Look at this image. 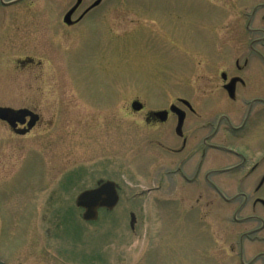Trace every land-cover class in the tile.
Listing matches in <instances>:
<instances>
[{
	"label": "rangeland",
	"instance_id": "1",
	"mask_svg": "<svg viewBox=\"0 0 264 264\" xmlns=\"http://www.w3.org/2000/svg\"><path fill=\"white\" fill-rule=\"evenodd\" d=\"M29 2L60 8L27 9L17 21L0 11V107L27 109L40 118L24 136L0 121V261L249 264L264 252V232L243 236L260 224L242 221L252 215L255 198L264 202V188L254 193L264 173V130L217 138L246 156L251 167L259 164L249 192L222 187L229 197L241 190L250 196L234 221L241 199L196 203L182 197L179 181L165 180V149L174 134L167 137L168 125L150 131L140 123L144 112L131 109L134 102L148 111L182 108L184 100L195 110L199 76L233 66L259 38L247 34L246 24L264 0H102L98 13L50 37L36 32L40 19L47 26L55 14L63 28L64 7L75 0ZM263 15L264 9L256 13L252 29H264ZM90 22L99 23L100 32ZM21 40L31 44L23 48ZM205 89L210 92V86ZM222 157L220 165L237 162ZM108 180L119 186L117 206L84 222L75 198ZM255 209L264 221L263 209Z\"/></svg>",
	"mask_w": 264,
	"mask_h": 264
},
{
	"label": "flooded vegetation",
	"instance_id": "2",
	"mask_svg": "<svg viewBox=\"0 0 264 264\" xmlns=\"http://www.w3.org/2000/svg\"><path fill=\"white\" fill-rule=\"evenodd\" d=\"M29 1L0 0V11L4 14H10L9 16L17 21L18 18L22 17L21 15H25L27 9L36 8ZM77 1L68 2L66 3V7H64L67 11L66 14L74 10L70 17L69 25L63 22L66 14L62 19L63 28L59 26L56 15L52 14L49 17L47 16L50 20V22H46V24H49L47 26L43 23L44 19H40L35 27L36 32L53 36V34H58L59 31L64 32L73 29L80 25L87 16L98 13L100 7L103 5L102 0L97 5H95V2L98 0L93 2L80 0L79 5L76 6ZM59 8L57 3L51 2L37 7L34 9V12L38 10L41 12L43 10L54 12ZM261 9H264V4L253 9L246 24V32L249 36H259V38L250 41L248 52H242L234 60L233 66L227 69L215 71L210 68L208 73H202L199 76V95L196 100L195 110L190 104V107L184 104L182 102L183 100H179L182 108L172 104L168 106V109L153 111L145 110L139 102L141 109L134 111L131 105V109L137 115L144 112L140 123H143L147 129L155 131L158 127L168 125L164 131L165 134L167 137L170 133L174 134L175 139L171 141L173 145L165 149L168 165L167 171H165V180L169 182L179 181L181 186L185 187V195L182 197L193 198L196 203L204 199L203 201L206 204L212 202L232 204L238 199H241V204L233 214L234 221H237L236 214L241 213L247 208V205L250 203V196L241 190L237 194L229 197L226 193L229 190L226 189L225 192L222 187H232L234 185L247 187V191L249 192L252 182L251 176L257 171L259 164H254L251 167L250 161L246 156L229 148L226 144H219L217 138L220 133H224L227 138H234V136H244L249 131L260 134L264 130V29H252L250 27L256 13ZM43 17L46 18L45 15ZM262 18L264 20V15ZM89 25V27L100 32L99 23L90 22ZM180 27L182 28V25ZM17 28L13 29L17 30ZM171 32L178 33L176 35L179 39L185 38L184 33L181 36L179 31L174 32L172 30ZM27 42L21 40L20 45L25 48ZM30 42L28 43L31 44ZM16 51L20 52L21 49ZM39 52L42 51L40 50ZM252 63H257L258 65L251 67ZM207 85L210 86V92H206L205 87ZM214 90L219 91V94H213L212 91ZM219 95L223 98H217ZM173 106L184 112L179 129L178 122L180 115L171 111V107ZM226 110L229 112L233 110V114L223 113ZM240 110H243V113H239ZM160 112H166L163 121L157 115ZM235 112L238 113L234 114ZM17 128L22 129L26 128V126L18 125ZM168 142H170L169 139ZM223 155H228L234 160L236 159L237 162H232L229 165H220L219 161L223 160ZM235 175L238 176L236 180L233 179ZM263 177L264 173L260 179L255 180L257 182L255 184L257 186L254 189L255 194L264 188V182H262ZM100 182L102 181L98 183ZM116 185L119 196V186L118 184ZM169 196L172 195L169 194ZM261 201V199L255 198L252 202V215H247L242 220L243 223L248 225L251 223L260 224V228L245 232L243 236H246V238H248L249 234L264 232V221L260 216L255 214L257 205L264 212V205ZM261 240L264 241V238ZM256 260H262L264 264V252L258 253L249 264H252Z\"/></svg>",
	"mask_w": 264,
	"mask_h": 264
},
{
	"label": "water",
	"instance_id": "3",
	"mask_svg": "<svg viewBox=\"0 0 264 264\" xmlns=\"http://www.w3.org/2000/svg\"><path fill=\"white\" fill-rule=\"evenodd\" d=\"M100 0L95 2L97 5ZM80 0L77 1L76 6H78ZM74 10L68 12L63 22L67 25L70 24V17ZM188 107H190L189 103L186 101H182ZM132 109L134 111H138L141 109V105L138 102H134L132 104ZM172 112H176L179 114V124L178 129L181 126L184 112L180 111L176 107H171ZM157 115L163 121L166 115V112L157 113ZM28 119V121H26ZM0 121L4 122L8 125V127L17 135L24 136L26 135L32 128H34L39 121V116L27 109L13 110L10 108L0 107ZM18 125H25L26 128L19 129ZM264 182V177L262 179ZM117 185L114 182L106 181L100 182L94 189L86 190L81 192L74 201L75 207L82 210L81 219L84 222H95L98 219L99 210H107L112 211L119 202V196L117 193ZM264 205V202L261 201ZM130 228L134 227L135 217L133 214L130 215ZM0 264H4L0 261Z\"/></svg>",
	"mask_w": 264,
	"mask_h": 264
}]
</instances>
